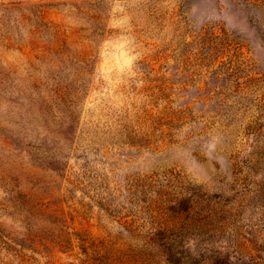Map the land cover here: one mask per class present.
I'll list each match as a JSON object with an SVG mask.
<instances>
[{"label": "rangeland", "instance_id": "374dc122", "mask_svg": "<svg viewBox=\"0 0 264 264\" xmlns=\"http://www.w3.org/2000/svg\"><path fill=\"white\" fill-rule=\"evenodd\" d=\"M0 264H264V0H0Z\"/></svg>", "mask_w": 264, "mask_h": 264}]
</instances>
